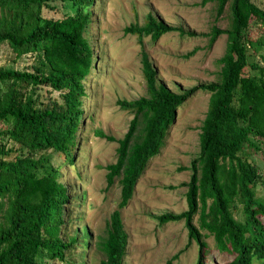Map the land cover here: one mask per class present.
<instances>
[{
	"label": "trees",
	"instance_id": "16d2710c",
	"mask_svg": "<svg viewBox=\"0 0 264 264\" xmlns=\"http://www.w3.org/2000/svg\"><path fill=\"white\" fill-rule=\"evenodd\" d=\"M93 1L0 0V46L8 44L17 58L33 57L25 69L0 67V264H52L55 259L71 264L65 250L77 243L78 235L67 241L61 236L68 189L48 152L72 161L77 145L84 80L94 58L85 36ZM53 2L70 3L74 11L46 17L43 12ZM226 4L229 24L225 29L212 26L209 38L211 44L226 35L218 80L198 86L209 99L199 151L189 166L187 209L153 218L159 224L183 221L189 240L198 245L195 264L205 263L207 234L219 251L233 253L227 264H264V192L256 191L257 184L264 183V171L252 156L264 150V9L252 0H217L216 19ZM250 20L262 29L257 38L250 36ZM123 31L137 35L140 44L144 35L152 40L172 31L195 35L151 13L142 25L131 23ZM140 61L145 95L116 101L133 114L126 133L116 139L100 128L94 131L118 144L115 161L106 165V180L111 186L117 178L120 186L117 208L95 243L103 254L100 264H123L128 236L120 209L132 197L149 160L159 153L176 110L197 89L175 92L158 81L143 47ZM41 87L49 88L44 97ZM51 91L58 95L53 97ZM82 231L88 239L89 230Z\"/></svg>",
	"mask_w": 264,
	"mask_h": 264
},
{
	"label": "rangeland",
	"instance_id": "374dc122",
	"mask_svg": "<svg viewBox=\"0 0 264 264\" xmlns=\"http://www.w3.org/2000/svg\"><path fill=\"white\" fill-rule=\"evenodd\" d=\"M252 1L264 9V0ZM50 6L43 12L46 17L60 18L74 11L70 3L53 2ZM216 6L217 0L93 1L92 21L85 36L94 58L84 80L86 95L82 97V117L75 132L77 145L72 148V161L65 160L61 153L48 152L60 170V181L68 189L61 236L67 241L71 235H78L77 243L65 250L71 264H100L103 258L95 243L98 236L105 234L109 216L120 198L117 178L111 186H107L106 180V165L115 161L118 144L98 137L94 131L100 128L116 139L126 133L133 114L120 108L116 101L145 95L142 47L157 71L158 81L175 92L197 89L176 110L159 153L149 160L132 197L120 209L128 236L123 264H165L179 252L171 264H195L198 245L195 240H189L183 221L159 224L153 216L187 209L189 166L199 151L200 127L209 99V93L198 86L218 80V59L226 45L225 34L209 44L212 26L225 29L229 24L228 5L217 19ZM148 13L195 35L172 31L157 40L144 35L140 44L137 35L124 33L123 29L131 23L142 25ZM249 27L252 38L262 32L254 20H250ZM32 60L30 54L17 58L6 43L0 46V67L25 69ZM39 93L44 97L49 88L41 87ZM51 95L57 96L58 92L51 91ZM252 156L264 171V150ZM256 191L263 194L264 183L259 182ZM235 216L241 218L238 211ZM260 218L264 221V217ZM193 221L197 224V216ZM84 227L90 232L88 239L83 236ZM202 232L207 234L206 230ZM203 240L207 244L204 264H227L233 258L232 252L216 248L211 235L207 234ZM52 264L68 262L55 259Z\"/></svg>",
	"mask_w": 264,
	"mask_h": 264
}]
</instances>
